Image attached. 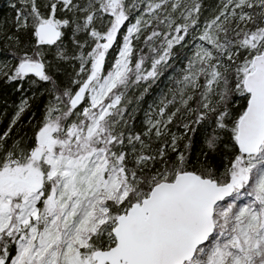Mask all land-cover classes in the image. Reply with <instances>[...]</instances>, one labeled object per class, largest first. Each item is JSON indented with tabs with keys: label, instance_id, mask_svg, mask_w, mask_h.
<instances>
[{
	"label": "snow or ice",
	"instance_id": "6c2138e0",
	"mask_svg": "<svg viewBox=\"0 0 264 264\" xmlns=\"http://www.w3.org/2000/svg\"><path fill=\"white\" fill-rule=\"evenodd\" d=\"M0 264H264V0H8Z\"/></svg>",
	"mask_w": 264,
	"mask_h": 264
},
{
	"label": "trees",
	"instance_id": "16d2710c",
	"mask_svg": "<svg viewBox=\"0 0 264 264\" xmlns=\"http://www.w3.org/2000/svg\"><path fill=\"white\" fill-rule=\"evenodd\" d=\"M14 15L8 7V0H0V22ZM19 102L15 93L0 92V112L8 111L11 114L12 105Z\"/></svg>",
	"mask_w": 264,
	"mask_h": 264
}]
</instances>
